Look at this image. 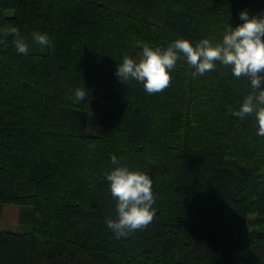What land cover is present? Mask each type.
I'll return each instance as SVG.
<instances>
[{
    "label": "trees",
    "instance_id": "16d2710c",
    "mask_svg": "<svg viewBox=\"0 0 264 264\" xmlns=\"http://www.w3.org/2000/svg\"><path fill=\"white\" fill-rule=\"evenodd\" d=\"M244 10L264 0H0V219L16 206L25 226L0 230V264H264V137L232 115L249 82L219 63L193 79L184 61L155 95L115 76L144 43L215 42ZM113 155L157 195L153 222L120 239L105 224Z\"/></svg>",
    "mask_w": 264,
    "mask_h": 264
},
{
    "label": "clouds",
    "instance_id": "9594fccd",
    "mask_svg": "<svg viewBox=\"0 0 264 264\" xmlns=\"http://www.w3.org/2000/svg\"><path fill=\"white\" fill-rule=\"evenodd\" d=\"M243 23L225 28L221 38L213 41L203 38L194 45L189 39L178 38L166 48L142 45L138 58L124 55L115 72L117 79L128 85L136 81L149 95L162 93L171 86V72L179 61L186 62L192 78L214 71L217 64L229 68L236 80L249 82L251 91L243 96L238 110L232 115L244 120L254 117L257 136L264 137V13L249 16L247 10L239 14ZM4 36H12L18 53L27 54L30 47L16 26L6 27ZM32 40L42 47H52L47 34L32 33ZM76 103L89 98L84 86L76 88L72 97ZM114 167L106 172L108 189L115 203V217L105 220L107 228L116 239L143 231L155 218L154 204L157 195L153 191L152 178L145 172L133 170L113 155Z\"/></svg>",
    "mask_w": 264,
    "mask_h": 264
},
{
    "label": "rangeland",
    "instance_id": "374dc122",
    "mask_svg": "<svg viewBox=\"0 0 264 264\" xmlns=\"http://www.w3.org/2000/svg\"><path fill=\"white\" fill-rule=\"evenodd\" d=\"M11 12L8 13L10 15ZM88 135L98 134V116L96 114H91L89 116V123L87 127ZM255 218L251 220V223H255ZM257 227H261L258 225ZM25 229L24 225L19 222V209L16 206H3L1 219H0V230H10V231H22Z\"/></svg>",
    "mask_w": 264,
    "mask_h": 264
}]
</instances>
